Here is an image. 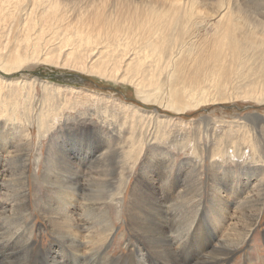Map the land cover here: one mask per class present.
Instances as JSON below:
<instances>
[{
    "label": "rangeland",
    "instance_id": "obj_1",
    "mask_svg": "<svg viewBox=\"0 0 264 264\" xmlns=\"http://www.w3.org/2000/svg\"><path fill=\"white\" fill-rule=\"evenodd\" d=\"M24 1L26 4H30V8L32 7L30 0ZM212 1L218 3L216 0ZM224 1L225 3L227 2L226 5L231 3V0ZM250 1L245 0L244 4L251 6ZM3 3H5V6L12 7L10 4L13 3V0L10 4L8 2ZM197 3H199L198 0ZM203 9L205 8L201 10ZM208 9L207 7V10L203 12L204 14L199 11L201 15L194 13L196 15L192 16L191 19L193 20H190L192 23L187 26L191 28L188 31L190 35L184 42L181 40V45L177 49L175 48L176 51L172 55L173 58L171 57L173 62L168 66L172 67L175 63H179L178 65L185 64L182 68L183 72L188 74V78L193 74V71H199L197 81L192 80L195 83L188 88L194 90L195 93L192 102L199 100L202 96L206 100L210 98V101L201 102L196 107L191 106L188 99L185 105L187 107L183 110H177V107H168L170 87L167 82H165L157 98L158 102L162 103L160 105L158 102H145L140 99L131 83L129 84L125 81V83L122 81L116 82L111 78L96 76V74L65 65L56 64L54 66L53 64L40 63L28 59L16 71L11 70L10 72L0 67V78L19 82L22 80L35 81L30 86L32 95H29L27 90L21 88L22 84L0 83V88L2 89H0V109H3L0 111V164L3 170V174H0V214L3 216L0 217V223L9 215L11 207L14 205L15 192L18 191L10 177L14 174V162L18 163L17 159H24L26 161L24 170L27 176L24 188H26L29 198V211H27V215H23V218L26 221V226L30 227L31 232H33L31 237L34 240L32 245H30L31 251L26 254L27 256L25 255L24 261L15 262V264H47V252L50 261L60 262V260H63L64 262V258L71 260L70 255H68L69 251H61L57 242H62V239L58 241V238H61L60 235L74 232H78L77 238L86 253H88L89 247H99V244H101L99 247L100 252L115 259L126 255L132 248V241L134 243L138 239L137 235H135L136 233L130 228L129 219L126 217L127 211L131 206V193L137 190L141 196L147 197L146 194H149L147 199L156 196L164 199L163 202H166V197L161 196H164L165 193L168 196H174L172 201L169 200L167 204H164V208L170 205V209H166L168 226L171 225L172 216H176V219L180 221L173 233H171L172 237L186 236L192 231L193 227L199 228L202 236L205 232L206 234L209 233L211 226L215 225L220 229V232L217 234L214 243L224 233L226 236L227 231L235 236L239 231H242V225L246 220L245 215L248 216L254 208L257 209L259 207L258 203L261 201L262 209L257 218L253 220L254 223L248 232L247 238L236 250L237 252L226 256L223 255L222 257H225L223 258L224 260L218 261L217 264H264V80L258 78L257 74H253V70L249 74L243 71L245 75H239L240 73L235 68V70L230 71L231 75L228 74L227 76L230 81L229 78L226 80L224 78L221 79V81L223 80L221 84L224 83L222 85L224 91L222 90L221 96L224 99L213 102L215 101L213 97L216 95L217 90L216 84L207 78L205 79L204 74L208 72L206 71L207 69L203 68L201 70L204 65L199 63L201 69H197L198 64H196V60H193L204 56V60H198V62L207 64L206 57L209 56L213 49L210 41L213 40L215 25L219 22L220 16L211 15ZM69 15L70 12L67 13L66 17ZM82 20L84 21L83 24L77 23L70 30L64 31L60 40L47 42L44 50L46 51L47 49V52L72 50L71 46L67 45L65 41L73 39V34L77 31L75 28L85 30L95 27V22L91 18L87 20L86 17H83ZM9 26L10 17H5L3 21V15L0 11V39L11 36L6 49L8 52L12 45L16 44L20 34L18 30H14L15 27L11 28L13 31L8 33ZM44 35L50 37L52 33L46 32ZM195 68L196 70H194ZM168 72L169 70L163 72L160 79L164 80ZM181 77L183 76L179 74L175 80L176 83L180 82ZM41 81L46 82L48 85L54 84L66 88H74L75 90L82 89L106 98L109 97V99H117L118 104H121L120 102L131 104L137 109L144 111V113L152 114V117L150 116L149 123L145 122L143 126H140L130 121L126 114H123L124 111L121 110L120 113L118 109L114 114V117L117 114V119L111 118L114 124H109L108 120L100 118L102 117L100 116L101 114L96 113L94 103H92L93 106L91 105V107L90 103L85 102L86 104L82 103L81 105L80 103L75 108L64 110L62 119L58 123L51 122L53 116L50 113L51 105L42 98ZM195 84L196 89L192 87ZM256 85L259 87V91L263 92L262 99L257 98L258 100L256 101L254 98L242 97L245 94V89ZM234 95L238 96L232 99H225ZM180 101L183 104V100L180 99ZM29 105L32 107L30 108ZM40 109H43L47 114L45 115V120L43 119L44 122H47V127L43 130H40L36 123V117ZM112 112L115 111L112 110ZM29 115L31 124H28L27 121ZM156 117L160 118L156 120ZM161 118L172 120L169 123L165 121L159 122L160 124L156 123ZM176 121L181 122L177 123ZM118 123L123 124L124 132H121L124 134H116L112 130L113 127L116 128L118 126ZM182 127L202 129V135L200 131L196 130L201 135L200 142L199 140L195 141L197 142V148L202 152L201 161H197L195 157L192 158L190 156V149L167 147L168 144L162 141L166 139L169 133L179 131V129H183ZM220 128L223 129L225 139H228V136L234 133L241 137L243 132H249L248 137L250 135L251 140L243 137L244 143L242 146H244V150L248 149L246 144L251 142L258 147L256 162L259 165L229 158L223 160L227 161V163L221 164V167L218 168L216 166L217 173H219L218 177L221 180L225 177L233 178V181H229V184L235 187L240 184L238 190H243L240 195L234 196L235 199H230L231 197H229L228 200L230 202L227 203V208L224 206L218 207L219 204H223V201L219 200L217 193L211 187L214 178V169L211 163L213 150L212 145L206 138L208 134L211 136L210 133L214 131L218 133L221 130ZM132 137L135 139H133L135 141V143L133 142L134 144L132 143ZM218 141L223 146L224 142L222 140ZM231 141H226L225 147L236 144L233 142L235 139ZM5 145L7 147L3 148ZM6 149L12 154H7L5 152ZM230 149L232 148L229 147ZM93 153L98 156L95 161ZM79 157H81L80 160ZM69 160L80 161V166L83 165L82 168H85L84 176L80 180L84 189L78 196L71 198L74 203L67 205L65 210L61 205L63 187L60 186V180L57 179L58 183L55 182L54 176L58 173L62 174V178H66L70 174L57 170L54 162L56 161L66 166L67 163L65 161ZM144 166L146 169L143 168ZM52 170L56 171V173H53ZM145 171L147 172L145 173ZM243 173L245 174L243 175ZM137 180H139L140 188L139 184H134ZM149 183L153 184L147 186ZM145 186L147 187V192ZM224 187L227 189L226 185ZM225 188H220L218 193L226 199ZM159 191L160 193H158ZM211 200L220 202L216 207H212L210 204ZM2 207L5 210H2ZM64 210L70 215H65ZM91 211L94 212L92 213ZM204 216L211 225L208 222L202 223ZM68 217L71 220L67 219ZM150 221L152 223L156 222L155 219ZM232 223L234 226L233 230H231ZM68 224L71 227H68ZM206 224L210 227H207ZM165 225L167 226L166 223ZM221 225H223L222 231ZM18 227H20V224ZM227 236L230 235L228 234ZM198 237L199 235L196 238L190 235L188 239L185 237L183 240L186 241L187 239L186 244L195 249L201 241V238ZM72 261L65 264H73ZM100 262V260H95L91 264H101ZM104 264H119V262L116 260L114 263Z\"/></svg>",
    "mask_w": 264,
    "mask_h": 264
},
{
    "label": "bare ground",
    "instance_id": "obj_2",
    "mask_svg": "<svg viewBox=\"0 0 264 264\" xmlns=\"http://www.w3.org/2000/svg\"><path fill=\"white\" fill-rule=\"evenodd\" d=\"M0 1V11L3 15V21L5 17H10L8 33L9 31H13L11 30L13 27H15L14 30H18L20 33L16 44H11L12 47L9 52L6 49L8 48L9 37L11 36L9 35L2 40L0 39V67L6 71H16L17 68L22 67L28 59L35 62L53 64L54 66L56 64L65 65L91 74H96V76L105 77L107 79L111 78L116 82L125 81L129 84L131 83L138 97L145 102H158L159 100L157 98L162 91L161 89L165 85V82H167L170 87V99L167 102L168 107H177V110H183L187 107L185 106L187 99L190 100L191 106L196 107L201 102L205 103L210 101V98L206 100L202 96L199 100L192 102L195 93L194 90L188 88L197 81L196 79H198L199 71H193V74L188 78V74L183 72L182 68L185 64L178 65L179 63H175L172 67L168 66L173 62L172 55H174L177 47L181 45L180 41L183 40L184 42L190 35L188 32L190 27L188 28L187 26L192 23L190 20H193L191 19L192 16L196 15L194 13L196 12L199 14V11L203 13L208 7V12H210L211 15L215 17L220 16L219 22H217L216 25L214 24L215 33L212 36L213 40L210 41V45L213 49L209 56L206 57L207 64L198 62V60H204V56L200 59H193V57L192 59L196 60V64L199 63L200 65H204L201 69V66L198 64L197 69H207L206 71L208 72L204 74L205 79L207 78L216 84L217 90L216 95L213 97L215 100L213 102L224 99L221 96L224 91L222 89L224 83L221 84V82H223L221 79L224 78V80H226L229 78L227 77L228 74H230V71L233 69L235 70V68H237L238 73H240L239 75H245L243 71L249 74L253 70V74H257L258 78L264 80V0H251V6L244 4L245 0H231V3L227 5V2L225 3L224 0H216L218 3H214L212 0H198L199 3H197V0H30V2H32L31 8L29 7L30 4H26L24 0H13L11 4L10 2H12V0ZM2 2H8L12 7L5 6V3H3V5ZM201 7L205 9L201 10ZM69 12L70 15L66 17ZM83 17H86L87 20L91 18L92 21L95 22V27L91 29L87 27L88 29L85 30H78L75 28L77 31L73 34V39L65 41L67 45L71 46L72 50H59L58 52H47V49L46 51L44 50L47 46V42L60 40L61 34L64 31L70 30L77 23L83 24ZM15 22L17 23L15 24ZM46 32H51L52 35L47 37L44 35ZM173 49L175 50L173 51ZM167 70H169V72L165 75L164 80H161L160 77L162 73L167 72ZM194 70H196V68ZM179 74L183 77H181L179 83H176L175 80ZM192 80H195L194 83ZM0 83L22 84L21 88L27 90L29 95H32L30 86L33 85L35 81H10L1 77ZM40 84L42 86L40 89L43 91V100L48 101L51 105L50 113L53 114V121L51 119V122L58 123L62 119L64 110L75 108L79 106L80 103L82 105V103L86 104L87 102L90 103V106L94 103L96 113L101 114L100 116L102 117H99L108 120L109 124H114L111 118L117 119V114L115 117L114 114L118 109L120 113L121 110L124 111L123 114H126L130 121L140 126H143L145 122L149 123L150 116L152 115L150 113H144V111L137 109L131 104H124L122 102L118 104L117 99H109V97L106 98L82 89L75 90L74 88H66L54 84L48 85L46 82ZM196 84L198 85V83ZM196 84L192 87H195ZM237 85L239 86V84ZM262 94L263 92L261 93L259 87L256 85L245 89L244 95L246 96L243 95L242 97L254 98L257 101V98H263ZM237 96L238 95L232 97L226 96L227 98L225 99H232ZM180 99L183 100V104ZM158 104L161 105L162 103L158 102ZM30 105L29 107L31 108L32 106ZM12 106L11 108H13ZM2 110L0 109V111ZM112 110L115 112H112ZM45 115L47 114L43 109H40L37 114L36 123L40 130L47 127V122H44ZM158 118L160 117H156L155 119L157 120ZM171 120L172 119L169 118H161L156 121V123L160 124L162 121L169 123ZM27 121L28 124H31L30 115ZM176 122L180 123L181 121ZM182 123L186 126L184 122ZM122 125L123 124L118 123V126L116 128L113 127L112 130L115 131L116 134H124ZM220 129L218 133L214 131L210 133L211 136L209 134L206 136L213 150L211 163L214 169V181L212 180L211 187L217 193L219 200L223 201L222 205L219 204L220 201L215 202L214 200H211L210 204L212 207H216L219 204V208L221 206L227 208V203L230 202L228 200L229 197L233 199L234 196L240 195L243 190H238L240 184H235L238 187L229 184V181L232 182L233 178L225 177L221 180V178L218 177L219 173H217L216 166L218 168L221 167V164L227 163V161L223 160L229 158L259 165L258 162H256V151H258V147L250 141L251 143L246 144L248 149L244 150V146H242L244 143L243 137L250 139V135L248 137V131V133L243 132L241 137L234 133L229 135L228 139H225L223 129ZM196 130L200 131L202 135V129L184 127L183 129H179V131L169 133L166 139L162 141L168 144L167 147L190 149V156L192 158L195 157L197 161H201L202 152L199 151L196 144L197 142H195L200 139L201 135ZM133 136L137 138L135 134H133ZM133 139L132 137V140ZM234 139L235 141H233ZM134 140L132 143H135ZM218 140L224 142L223 146L220 145ZM229 140L236 143L229 146L232 148L230 149L231 151L229 147H225L226 141ZM6 147L5 145L3 148ZM5 152L10 155L12 154L8 149H6ZM93 157H95L94 161L98 158L95 153H93ZM80 159L81 157H79V160ZM17 162L18 163L14 162V174L10 177L18 191L15 192L16 196L13 199L14 205L11 207L9 215L0 223V264H15V262L24 261V257L31 251L30 245H32L34 241L31 237L33 232H31L30 227L26 226V221L23 218V215H27V211H29V198L26 193V188H24V184L27 181L26 172L24 170L26 161L24 159H17ZM193 162L195 161L193 160ZM65 163H67L66 166L56 161L54 162L57 170L70 174L66 178H62V174L60 175L52 170L53 173H56L54 176L55 182L58 183V180H60V186L63 187L64 192L61 204L63 209L73 202L71 198L78 196L84 189L80 180L81 177L84 176L85 169L82 168L83 165L80 166V161L69 160L65 161ZM143 168L146 169L145 166ZM146 172L147 171H145V173ZM0 174H3L1 164ZM244 174L245 173H243V175ZM134 184H139V180ZM151 184L153 183H149L147 186ZM225 185L227 189L224 187ZM220 188H225L226 199L218 193ZM158 193H160V191ZM146 196L148 197L149 194H146ZM147 197L141 196V194L139 195L138 190L131 193V206L127 211L126 217H128V224L136 233L135 235H137L138 239L134 243L132 241V248H130L126 255L119 256L115 259L112 256L100 252L99 247L101 244H99V247H89L88 253H86L83 251L81 243L77 238L78 232L72 231L74 233L60 235L61 238H58V241L62 239V242L65 244L57 242L60 245L61 251H69L68 255H70L71 260H66L64 258V262L63 260H60V262L55 260L50 261L47 252V264H65L72 260L73 264H91L92 262L94 263L95 260H100L101 264L114 263L116 260L119 264H217L218 261L224 260L223 258L225 257H222L223 255L226 256L237 252L236 250L247 238L248 232L253 226V220L257 218L262 209V202L259 201V207L257 209L254 208L248 215L251 219L245 215L246 220L242 225V231H239L236 236L227 231L226 236L228 234L230 235L227 236L228 238L224 233V236L222 235L223 237L221 236L222 238L220 237L219 240L214 243L217 234L220 232V229L215 225L211 226L209 233L206 234L205 232L202 236L200 229L193 227L190 233H186V236L180 235L177 238L172 237L171 233H173L176 225H178L180 221L176 219V216H172L171 225L168 226L166 209H170V205L164 208V204H167L169 200L172 201L174 196H168L166 193L164 196H161L164 198L166 197V202H163L164 199L156 196L148 199ZM1 209L5 210L3 207ZM65 210L63 211L64 213H66ZM91 212L93 213L94 211ZM67 214L68 213L65 215ZM0 217L3 216L0 214ZM67 219L70 218L68 217ZM151 219H155L156 222L152 223L150 221ZM205 222L211 225L204 216L202 223L204 224ZM17 223L20 224V227H18L19 224ZM208 224H206V226L210 227ZM21 225L23 226L21 227ZM68 227H71L70 224H68ZM220 227L222 231L223 225ZM233 229L234 226L232 223L231 230ZM190 235L195 238L199 235L201 238L200 244L197 245L195 249H192L186 244ZM185 237L187 238L186 241L183 240Z\"/></svg>",
    "mask_w": 264,
    "mask_h": 264
},
{
    "label": "water",
    "instance_id": "obj_3",
    "mask_svg": "<svg viewBox=\"0 0 264 264\" xmlns=\"http://www.w3.org/2000/svg\"><path fill=\"white\" fill-rule=\"evenodd\" d=\"M68 81V80H67ZM73 82H74V80H72ZM77 81H79L78 79H77Z\"/></svg>",
    "mask_w": 264,
    "mask_h": 264
}]
</instances>
